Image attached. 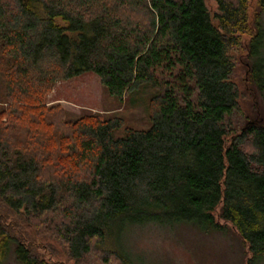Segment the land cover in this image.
Wrapping results in <instances>:
<instances>
[{"label":"trees","instance_id":"1","mask_svg":"<svg viewBox=\"0 0 264 264\" xmlns=\"http://www.w3.org/2000/svg\"><path fill=\"white\" fill-rule=\"evenodd\" d=\"M217 2L213 16L205 0H0L11 109L0 122V254L15 248L20 263L40 264L23 233L34 225L78 264L96 249L104 264H135L124 229L186 221L231 224L249 245L247 264L264 262V126L231 133L225 122L239 106L229 50L248 29L249 0ZM257 10L252 77L264 89V0ZM87 71L120 101L150 86L151 125L119 134L120 117L69 124L40 109L74 163L51 166L39 128L11 121L22 115L10 98L31 104L35 90ZM14 214L21 220L8 226Z\"/></svg>","mask_w":264,"mask_h":264},{"label":"rangeland","instance_id":"2","mask_svg":"<svg viewBox=\"0 0 264 264\" xmlns=\"http://www.w3.org/2000/svg\"><path fill=\"white\" fill-rule=\"evenodd\" d=\"M258 2L259 0H249L248 29L238 34V43L229 50L235 62L231 78L239 93L237 110L225 120L232 130L231 133L241 132L253 124L264 126V89L253 80V58L250 54L251 41L257 33L255 17ZM205 3L213 16L220 12L217 0H205ZM1 51L3 52L0 48V122L6 123L11 116V109L8 108L10 105L7 97L6 75L9 71L7 66L9 58ZM262 53L264 54V48H262ZM153 93V89L146 85L128 93L123 101H120L108 92L96 73L87 71L74 78L58 81L47 92L41 91L40 94V91L35 90V94L31 97L33 98L31 104L25 102L26 99L21 101L10 98L14 105L19 106L18 115H22L19 119H16L15 115L12 116L11 121H17L19 127L39 128L45 140H48L45 144L50 146L51 166L68 167L69 170L74 169V163H71L70 153L66 147L55 144L53 128L45 120L44 113L47 110L53 109L54 114L60 119L63 116V122H69V124L83 118L107 120L120 117L124 123L123 128L118 132L121 134L126 127L136 129L150 127L149 108ZM27 137L33 136L27 135ZM243 148L247 152L254 150L249 140H245ZM81 168L85 169V166H81L80 170ZM83 174L85 171L81 170V175ZM218 212L219 210L215 212L217 220L225 225L226 222L218 217ZM16 216L14 214L10 217L11 220H8L6 224L13 225L16 220H21V216L15 218ZM40 227L43 231L48 230L41 225ZM208 228L186 221L146 223L123 230L121 238L125 248L121 249L129 253V260L135 264H247L251 256L249 245L244 242L231 224L225 225L222 230ZM23 229V233L32 241L34 248L31 249L35 252L40 264L43 262L46 264H78L71 257L66 244L50 235V231L40 236L38 227L34 225ZM14 249L9 248L0 254V264H22ZM104 258L105 253L96 249L86 257L82 264H104ZM108 258L109 263L105 262V264H122L115 256Z\"/></svg>","mask_w":264,"mask_h":264}]
</instances>
